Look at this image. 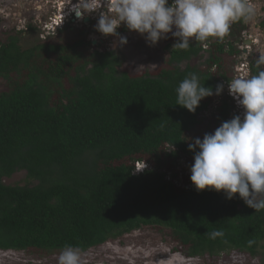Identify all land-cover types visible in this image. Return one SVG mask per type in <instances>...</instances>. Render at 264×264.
<instances>
[{
    "label": "trees",
    "instance_id": "16d2710c",
    "mask_svg": "<svg viewBox=\"0 0 264 264\" xmlns=\"http://www.w3.org/2000/svg\"><path fill=\"white\" fill-rule=\"evenodd\" d=\"M19 35L0 38L7 85L0 92V249L84 252L152 226L169 229L189 257L232 250L264 257V210L238 193L198 191L191 180L180 186L174 170L182 157L194 162L189 132L217 97L202 99L193 113L176 104V88L190 73L213 90L230 80L223 62L234 53L232 33L193 40L187 50L173 48L175 37L158 70L138 76L85 37L24 47ZM204 52V64L193 65ZM250 70L257 75L255 62ZM235 115L223 99L213 121L219 127ZM138 161L150 167L135 174ZM21 171L23 184L6 183ZM217 230L224 235L210 238Z\"/></svg>",
    "mask_w": 264,
    "mask_h": 264
},
{
    "label": "clouds",
    "instance_id": "9594fccd",
    "mask_svg": "<svg viewBox=\"0 0 264 264\" xmlns=\"http://www.w3.org/2000/svg\"><path fill=\"white\" fill-rule=\"evenodd\" d=\"M71 4L55 15L67 13ZM71 10L78 20L98 14L96 30L103 35L119 37L120 45L128 43V38L117 31L123 24L128 30L144 36L149 46L169 38L170 33L178 38L173 48L183 50H187L193 40H222L233 23L241 20L247 23L255 15L251 0H171V4L169 0H77ZM64 27L65 24L58 31ZM255 65L257 75L251 76L249 65L242 68L247 71L240 76L226 80L236 107L243 108V118L235 115L214 133H205L202 139L195 138L194 143L188 145L195 153L194 162L186 161L190 162V179L198 191L209 188L223 191L228 199L235 198L238 193L258 212L264 210V52L257 56ZM223 91V83L213 90L201 84L197 74L190 73L176 88V104L195 113L202 99ZM233 112L235 114L234 107ZM148 167V163L138 161L133 173L140 174ZM223 235L222 231H212L210 238ZM57 252H60L58 264H82L78 248L66 245Z\"/></svg>",
    "mask_w": 264,
    "mask_h": 264
},
{
    "label": "rangeland",
    "instance_id": "374dc122",
    "mask_svg": "<svg viewBox=\"0 0 264 264\" xmlns=\"http://www.w3.org/2000/svg\"><path fill=\"white\" fill-rule=\"evenodd\" d=\"M64 4H63V3ZM76 3L77 0H0V38L6 41L8 36L19 33L21 45L29 47L38 41L56 40L59 43H72L84 37L96 41L93 45L100 50H113L123 60L122 69L133 76L144 74L147 71L155 73L168 55V44L175 42V37L169 33V38L161 39L157 44L149 46L144 36L136 31H130L121 25L118 32L128 38L125 45L119 44V37L103 35L94 27L98 21V14L89 16V20H76L70 22L71 27L65 32L53 36H42V23L55 15L65 5ZM255 7V15L245 23H233L230 27L228 37L232 44L233 54H225L223 67L229 78L233 79L242 72L244 66L255 62L257 56L264 52V0H251ZM171 4V3H170ZM28 24L34 26L27 32L19 31L17 28ZM175 30V29H174ZM24 32V33H20ZM83 32V33H82ZM23 35V36H22ZM227 47V46H225ZM228 49V47H227ZM204 52L202 56L195 57L191 63L200 66L204 64L208 56ZM264 67V66H263ZM217 68V67H216ZM5 80L0 79V92L7 89ZM224 84L222 94L217 95L209 110L200 116V123L189 132L191 140L203 138L205 133H214L217 125L213 121V115L223 99L233 103L236 115L243 118V108L236 107V100L228 92V82ZM178 171L177 184L183 186L191 179V166L186 158L182 157L174 168ZM26 173L24 171L15 173L11 178H6V183H24ZM60 252H46L43 250H0V264H58ZM82 264H264L262 254L256 256L250 253L232 250L221 255H204L189 257L186 249L180 246L170 234L169 229L161 227L145 226L138 230L111 238L105 243L89 248L81 252Z\"/></svg>",
    "mask_w": 264,
    "mask_h": 264
},
{
    "label": "built area",
    "instance_id": "2783aa9c",
    "mask_svg": "<svg viewBox=\"0 0 264 264\" xmlns=\"http://www.w3.org/2000/svg\"><path fill=\"white\" fill-rule=\"evenodd\" d=\"M71 9H72V4L70 6V10H68L67 13L64 14L58 13L57 15L49 16L50 19H47L45 20L44 23H42V36L46 37L55 34L58 31L59 27L71 21L74 15V11H72ZM22 29L27 31L28 27L25 24L24 25L22 24L21 26L18 27V30H22Z\"/></svg>",
    "mask_w": 264,
    "mask_h": 264
},
{
    "label": "flooded vegetation",
    "instance_id": "af4514ba",
    "mask_svg": "<svg viewBox=\"0 0 264 264\" xmlns=\"http://www.w3.org/2000/svg\"><path fill=\"white\" fill-rule=\"evenodd\" d=\"M68 9H70V7H69ZM86 18L89 19V16H86L85 19H86ZM76 20H77V18H76L75 13H74V15H73V19L71 20V22H72V21H76ZM68 24H69V23H66V24H65V27L62 28V30H60V31H61V32H62V31L65 32V30H68V28L66 29V27L68 26ZM17 29H18V28H17ZM60 31H58L56 34L60 33ZM82 33H83V32H82ZM83 34H84V37L86 38V37H87L86 34H85V33H83ZM53 35H55V34H53ZM53 35H52V36H53ZM46 37H47V36H46ZM92 42H93V41H92ZM228 47H229L228 49H227V47H226V50H230V49H231L230 46H228Z\"/></svg>",
    "mask_w": 264,
    "mask_h": 264
},
{
    "label": "water",
    "instance_id": "95a60500",
    "mask_svg": "<svg viewBox=\"0 0 264 264\" xmlns=\"http://www.w3.org/2000/svg\"><path fill=\"white\" fill-rule=\"evenodd\" d=\"M88 20H89L88 18H86V19H85V21H88ZM93 43L95 44V43H96V41H93Z\"/></svg>",
    "mask_w": 264,
    "mask_h": 264
}]
</instances>
